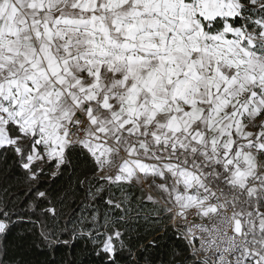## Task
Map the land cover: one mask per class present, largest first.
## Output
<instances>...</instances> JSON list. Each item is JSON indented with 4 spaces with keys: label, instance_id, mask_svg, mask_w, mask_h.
Masks as SVG:
<instances>
[{
    "label": "snow or ice",
    "instance_id": "6c2138e0",
    "mask_svg": "<svg viewBox=\"0 0 264 264\" xmlns=\"http://www.w3.org/2000/svg\"><path fill=\"white\" fill-rule=\"evenodd\" d=\"M82 253L264 264V0H0V264Z\"/></svg>",
    "mask_w": 264,
    "mask_h": 264
},
{
    "label": "trees",
    "instance_id": "16d2710c",
    "mask_svg": "<svg viewBox=\"0 0 264 264\" xmlns=\"http://www.w3.org/2000/svg\"><path fill=\"white\" fill-rule=\"evenodd\" d=\"M22 230H23V226H21V227H19V228L17 229V231H22ZM81 258L85 261V264H88V261H89V260H92V261H96V260H97L96 257H94V256L84 255L83 253H82V255H81Z\"/></svg>",
    "mask_w": 264,
    "mask_h": 264
}]
</instances>
